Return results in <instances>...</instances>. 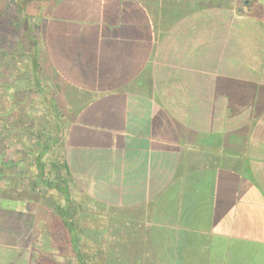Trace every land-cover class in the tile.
Segmentation results:
<instances>
[{"label":"crops","instance_id":"0c3cea01","mask_svg":"<svg viewBox=\"0 0 264 264\" xmlns=\"http://www.w3.org/2000/svg\"><path fill=\"white\" fill-rule=\"evenodd\" d=\"M47 20L41 85L84 211L124 236L153 222L152 264H264V59L218 71L264 49V0H58ZM40 204L0 193V264H38Z\"/></svg>","mask_w":264,"mask_h":264},{"label":"rangeland","instance_id":"374dc122","mask_svg":"<svg viewBox=\"0 0 264 264\" xmlns=\"http://www.w3.org/2000/svg\"><path fill=\"white\" fill-rule=\"evenodd\" d=\"M57 1L0 0V193L19 194L21 197L40 200L37 227L43 230L45 243L42 255L37 253L34 261H38V264L41 260L48 261L49 264H78L72 246V235L65 228L59 214V208L66 205V200L59 192L41 184L35 171L41 145L52 146L59 132L58 120L55 121L53 117H50L51 123L47 122L48 120L41 122V116L48 112L44 106L47 103L38 93L37 85V81L41 84V62L44 63L43 53L46 54L45 27L51 9ZM245 1L243 0V3ZM20 8L26 9L20 12ZM210 28L212 33L214 28ZM257 38L259 40L258 35ZM260 45L258 44V48L255 45L248 52L242 50V54L236 59H229V55L222 56L224 59L220 58L219 74L230 72L225 71L229 66L236 67L238 74L250 72L254 61L257 64L263 62L264 49L257 53ZM216 55V51H211V57ZM35 59L40 66L37 74L35 61L33 62ZM215 67L217 66H214V62L211 63L210 71ZM253 72L264 75V69H253ZM180 127L182 132L185 131L184 124ZM56 149L53 148L44 157L47 163L46 171L52 156H56ZM244 153L242 160H250L251 157L245 156ZM79 199L86 200V204L90 205V200L84 196H79ZM93 204L92 214L82 211L77 217L83 231L80 232L79 226L76 228L77 234L82 236V250L89 251L94 258L90 264H152L153 253L136 251L148 249L152 239L156 238L155 227H151L153 222L148 221L145 226L143 223L142 227H137L134 234L124 236L122 229L131 227L129 222H122L121 213ZM1 205H5L4 200H1ZM12 205L13 210L18 212L20 204ZM12 216L14 220L10 224L11 230L23 231L29 227L26 217L23 219L24 215L20 212ZM254 253L256 255L255 251ZM262 256V253H258L255 258L259 260Z\"/></svg>","mask_w":264,"mask_h":264},{"label":"trees","instance_id":"16d2710c","mask_svg":"<svg viewBox=\"0 0 264 264\" xmlns=\"http://www.w3.org/2000/svg\"><path fill=\"white\" fill-rule=\"evenodd\" d=\"M26 8H20V12H24ZM35 70L37 71L40 66L35 61ZM38 68V69H37ZM38 85V93L41 95L42 100L44 99L45 108L48 113H45L44 116H41V122L48 120L47 122L51 123L50 117H53L52 119H55V121L58 120V128L59 130H62V128L65 127L64 124L60 123L59 121V115H58V108L56 100H53L54 95L51 94L50 98L48 95V92L45 91V87H43L40 82L37 81ZM45 117V119H44ZM58 134L55 136V142L52 144V146H49L48 144H42L41 145V152L38 154L37 162H36V175L38 176V179L40 180L41 184L48 187L50 190H54L59 192L66 200V205L62 208H59V214L61 217V220L65 223V228L68 229L69 233L72 235V246L74 249V252L77 256L78 264H90L94 260L93 257H91V254L87 250H82L81 248V240L80 238L82 236L78 235L76 232L77 226L80 227L79 219L77 218L79 214H81L84 209H86V202L79 199L78 192L79 189L76 186L75 180L72 176V173L70 171L69 165L64 157V154H60L58 152ZM51 147V148H50ZM53 148L56 149V156L54 158V155L52 156V160H50L49 169L46 171L47 163L44 161V157L51 151ZM66 229V230H67ZM80 232L83 231V228H78ZM74 231L76 233H74ZM78 231V230H77Z\"/></svg>","mask_w":264,"mask_h":264}]
</instances>
